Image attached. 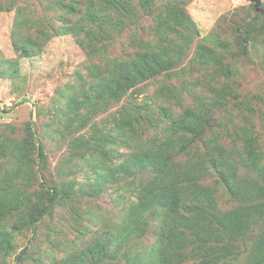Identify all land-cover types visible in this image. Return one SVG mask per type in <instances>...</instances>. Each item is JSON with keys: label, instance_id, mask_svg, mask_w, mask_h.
I'll return each mask as SVG.
<instances>
[{"label": "rangeland", "instance_id": "rangeland-1", "mask_svg": "<svg viewBox=\"0 0 264 264\" xmlns=\"http://www.w3.org/2000/svg\"><path fill=\"white\" fill-rule=\"evenodd\" d=\"M54 1L0 0V207L7 212L0 218V264H18L26 248L21 264H246L251 248L264 243V220L245 236H230L228 259L212 260L168 209L141 211L138 224L130 223L127 214L153 174L126 173L122 164L137 146L128 136L127 112L141 108L140 145L160 142L174 163L194 172L203 190L196 205L183 202L181 217L189 214L184 211L189 204L216 214L246 210L248 203L236 193L264 179L244 164L238 137L243 128L254 134L255 161L263 169L264 15L250 0H144L145 6L124 0L135 16L111 14L108 35L95 33L82 48L72 34L51 40L42 34L52 35L64 23L60 17H67ZM174 5L195 23L192 30H181L182 39L166 29ZM87 6L99 9L97 0ZM251 27L257 42L241 55L244 31ZM165 36L176 44L170 45L176 58L172 69L116 101L96 92L97 83L106 85L108 56L168 49ZM104 50L107 54L100 53ZM216 94L223 96V106L212 105ZM209 108L202 141L174 132V124ZM30 125L35 146L27 136ZM225 135L232 143L221 139ZM183 136L186 151L178 154ZM52 190L55 201L49 199ZM47 208L34 226L32 220ZM174 229L184 240L171 238ZM100 241L106 247L102 253ZM193 250L199 255L192 256ZM256 258L264 264L263 247Z\"/></svg>", "mask_w": 264, "mask_h": 264}, {"label": "trees", "instance_id": "trees-1", "mask_svg": "<svg viewBox=\"0 0 264 264\" xmlns=\"http://www.w3.org/2000/svg\"><path fill=\"white\" fill-rule=\"evenodd\" d=\"M87 1L89 2V0H55L54 5H59L66 13L67 17H60L64 23L58 29L54 28L52 35L46 32V30L45 32L42 31L44 37L47 40H51L54 36L72 34L76 37L78 44L83 48L85 47V43H87L90 37L95 33L100 34L103 37L108 35L107 25L111 22V14L126 18L135 16L132 6L124 0H97L99 9L96 11H93L91 8L89 9ZM141 1L144 6L149 3V1ZM106 10L108 12H106ZM170 13V23H168L166 29H168L167 31L171 35H175L178 39H182L180 37L182 34L181 30L188 32L195 27V23L183 8H178L174 5ZM259 14L263 16L264 11L263 14ZM174 16L175 18H173ZM67 24H73V26L70 27L69 25L67 26ZM122 29L123 26H118V28H116L117 31H121ZM244 32L247 43L241 46V55H247V46L251 44L254 45L257 42L253 27L246 28ZM166 37L167 36H165L164 39H168V49L163 48L159 51L151 50L149 52L139 51L133 56H120L117 58H109L108 56L106 62V67H108L106 85L100 86V83H97L94 87L96 92L102 97L107 95L112 101H116L126 96L133 89V92L135 93V89L142 83L172 69L176 63V58L172 56L171 52H174V50L170 45L172 44L175 46L176 44L175 42H170L169 38ZM147 44L152 45V43ZM107 46L108 44H105L104 49L107 48ZM27 53V50H24V54ZM100 53L107 54V50L100 51ZM95 70H98V68L96 67ZM98 76L99 74L95 76L96 79ZM222 98L223 96L221 94H216L213 97L212 105L218 106L220 104V106H223L221 103ZM141 110V108H138L135 111L133 110L134 113L127 112L129 114L127 123L128 136L134 140L136 139L137 146L135 149L133 148L131 150L129 157L122 165L125 164L123 169H126V173H133L132 171L134 170L141 172L149 171L153 174V178L146 189L144 188V190H142V195L138 198L139 201L137 199L138 202L133 204L130 208L127 214L130 218V223L138 224L141 211L147 212L155 207L168 209L170 212L176 214L174 218L176 221L179 220L189 232L199 239V243L201 242L202 244L199 245L202 246L200 247V251H205L207 257L216 261H224L228 259L233 252L230 236L233 237V240L240 235L245 236L254 226L264 220V179L263 184L251 182L246 187H241L242 189L236 193L240 195L243 201L248 203V205L245 206V211L242 207L241 209H238L237 212L216 214L202 208H198L194 211L195 208H190L189 204L184 210L189 214L184 213L185 215L183 214V217H181L179 215V210L183 202L191 201L193 205H196V202L201 201V193L203 190L199 184L195 183L197 177L194 176V172L187 171L186 169L181 168L180 165L174 163L171 160V157L168 156L167 152H162L161 147L158 146L160 142L155 141L151 144L141 143L140 145L137 140V138L140 139V129L137 124L142 116ZM210 114V108L201 114L191 113L187 120L178 122V126H175L174 124L175 127L173 126V130L174 132L182 131L186 134H190L195 140L199 139L202 141L206 123L203 119ZM206 120H208V118ZM174 122L177 123V120ZM186 123L193 128L195 127L200 133L197 131L191 133L192 129L187 128L185 126ZM27 136L35 146L36 137L31 125L27 127ZM238 137L243 145V152L246 155L244 164L250 169L260 170L264 177V168L261 169L260 166L257 165L258 160L255 161L259 154L257 153V142L254 134L248 129L243 128L238 134ZM186 139L187 137L183 136L179 137L177 140L180 145L176 150L178 154L186 151V146L183 144ZM221 139L223 141L229 139V142L232 143L231 135L222 136ZM215 141L219 143V138L217 136H215ZM143 145H146V147ZM37 150L40 152V155L43 156V146H39ZM226 157L232 161L230 153H228ZM52 191L54 194H50L49 199L55 201L58 195L57 190ZM48 210L49 208L41 210L38 216L32 220V224L35 226ZM196 212L198 213L195 214ZM6 213L7 212L1 206L0 218L4 217ZM241 222H243L242 226ZM139 231L140 229H137V232ZM174 232L175 233L171 235L172 239L178 236L176 239L181 241V237L185 238V235L180 234L177 230L174 229ZM214 245H220L221 248ZM261 247L264 248L263 242L260 243V247L251 248L246 264H257L256 257L258 256ZM98 248L99 253H102L106 249L102 241L99 242ZM27 252L28 250L26 248L19 254L18 264H21V261ZM197 255L199 254H195L193 250L192 256ZM164 256L166 257V255ZM223 263L226 264L227 261H224Z\"/></svg>", "mask_w": 264, "mask_h": 264}, {"label": "water", "instance_id": "water-1", "mask_svg": "<svg viewBox=\"0 0 264 264\" xmlns=\"http://www.w3.org/2000/svg\"><path fill=\"white\" fill-rule=\"evenodd\" d=\"M251 3L254 4V7H255V10L258 12V13H261L263 14V10L261 9V0H250Z\"/></svg>", "mask_w": 264, "mask_h": 264}]
</instances>
